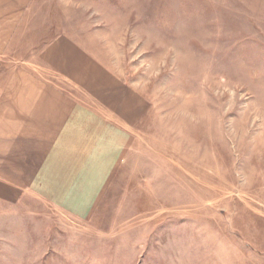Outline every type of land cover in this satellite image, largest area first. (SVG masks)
<instances>
[{
  "label": "rangeland",
  "instance_id": "obj_1",
  "mask_svg": "<svg viewBox=\"0 0 264 264\" xmlns=\"http://www.w3.org/2000/svg\"><path fill=\"white\" fill-rule=\"evenodd\" d=\"M1 12L0 92L18 88L16 131L0 133V264H264V0ZM63 123L83 145L53 144ZM116 128L127 147L100 198L57 200L46 165Z\"/></svg>",
  "mask_w": 264,
  "mask_h": 264
},
{
  "label": "crops",
  "instance_id": "obj_2",
  "mask_svg": "<svg viewBox=\"0 0 264 264\" xmlns=\"http://www.w3.org/2000/svg\"><path fill=\"white\" fill-rule=\"evenodd\" d=\"M2 3L6 4L7 0H0V15L6 17L7 14L1 12ZM3 8L6 7L3 6ZM6 23L7 22L5 21V24ZM3 41H5V43L10 42L6 38ZM57 44L59 45L55 47L49 54V59L52 63H54L53 57L55 54L56 58L58 60L61 59L62 62V60L66 58V53L68 54L69 50L71 49V45L65 39L59 40ZM65 44L68 46H64ZM60 46L63 47L58 50L60 54L57 55V53H55L54 51ZM5 47L7 46L5 45ZM0 57H2V55H0ZM17 88L18 87L16 86V82L14 81L8 91H5L4 95H2V92H0V133H14L16 131V125L13 124L11 126L10 120L12 118L14 123L16 121L17 109L15 106V101L17 100ZM11 94L12 102L9 99ZM11 105L13 106L12 109L10 108ZM27 111L28 107L26 109V112ZM64 115L65 114L63 113L60 115V122L65 120ZM75 115H73L75 117L71 120L80 121L81 118L78 115V111H76ZM29 117H31V115H29ZM31 118L29 120H31ZM68 120H70V118ZM65 125L66 124L64 123L61 125L62 130L57 132L58 135L53 144H55L56 146H69L70 149H77L78 147H80V145H83L81 143L82 140L78 139V137L74 134L75 129H73L72 127H70L69 129L68 126L65 129ZM23 132L33 133V128L24 125ZM124 132L125 131H123L122 129L120 130L116 128L113 130L111 129V131L109 132L111 134L109 135L108 133L93 135V140L88 143L89 146L86 148V150H84L83 153L80 152L81 155L79 153L75 154L74 150L66 149V151H64V148H60V152L63 154L58 156L57 158H54L55 165L53 164V167H49L48 164L46 165V175L49 176L47 179L52 187H56V189L53 191L56 193L57 200H70L71 197L72 201L76 200L92 204L94 201L100 198L106 185L108 184L113 171L115 170V167L117 166V159L122 157L123 151L127 147V145H125V142L122 143V140L117 139L118 133ZM93 133L96 132L93 131ZM45 144V141L42 142L43 147L45 146ZM83 162L87 163L88 165L86 170L85 166H82ZM81 185H83L82 189H80ZM57 200L54 199V201L56 202Z\"/></svg>",
  "mask_w": 264,
  "mask_h": 264
}]
</instances>
